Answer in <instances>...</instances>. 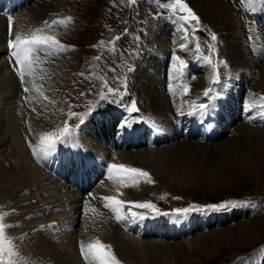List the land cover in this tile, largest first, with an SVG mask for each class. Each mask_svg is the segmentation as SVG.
I'll return each mask as SVG.
<instances>
[{
  "label": "bare ground",
  "instance_id": "obj_1",
  "mask_svg": "<svg viewBox=\"0 0 264 264\" xmlns=\"http://www.w3.org/2000/svg\"><path fill=\"white\" fill-rule=\"evenodd\" d=\"M191 1L211 26L220 29L224 55L230 60L228 68H221L219 81L210 89L209 94H204L209 87L206 88V83L213 82L217 73L214 76L202 73L201 62L195 58L192 66L196 68L197 76L190 73L188 76L187 70H183L184 76L178 70V75L175 71L177 61L175 63L173 60L174 50L189 47L190 29L177 20L163 19V24L152 31L154 37H159L161 49L154 48V51L147 52L139 62L143 83L139 89L146 108L140 106L136 117L123 121L117 112H111L104 105L87 117V122L77 130L75 128L67 142L57 143L55 149L47 154L39 151L41 134L62 128L66 118L68 121L71 119L70 123L75 126L80 124V120L70 115L66 97L55 96L53 93L45 95L46 88L42 85L33 88L32 94L30 91L24 92L27 97H22L26 99L19 103L22 89L17 72L20 65L7 52L10 40L4 38L7 25L5 17L0 14V202L4 207L2 214L8 215L13 234L20 238L29 255L28 264H95L94 261L85 262L80 252V242L88 243L96 239L111 245V251L120 264H153L150 262V253H155L157 249L154 247L158 245L163 247L167 257L177 258L178 253L176 256L173 254L183 250V241L186 239L173 240L172 244H168L170 240L167 239L148 242L150 239L138 237L135 229L129 228L130 225L126 223L131 212L135 211L133 207L125 204L120 208V214L124 216L122 220L116 219L117 213L112 208L105 207L108 201L102 199L104 196L136 201L141 189L147 190L146 185L150 183L144 177L136 178L138 183L131 177H125L123 181L109 179V165L130 166L135 163L150 167L148 160L145 163L135 161V154L139 151L133 152L132 148L140 147L148 156L154 151H164L167 164L161 168H164L163 172L170 180L173 174L178 175L179 180L189 179L194 172L202 170L201 165L192 162L190 158L198 159L211 149L208 146L217 148L220 141L227 139L221 135L224 128L236 130L239 126L237 122H241L240 131H243L245 143L253 136L252 132L262 131L263 134L257 135L264 136V100L261 99L264 97V59L259 60V55L257 58L250 56L251 47L259 46L264 52V44L250 40L252 34L243 25L244 14L234 7L237 0ZM240 1V8L244 6L258 15L259 22H253L264 33V4L253 0L249 6V0ZM47 2L32 1L28 13L20 16L21 22L32 23L33 19L38 22V18L46 14ZM167 20L170 25L166 24ZM11 33L12 36L18 35L16 29H12ZM171 37L175 39L172 41ZM56 49L52 48V51ZM24 71V78L30 81L27 76L31 70L25 66ZM200 71L203 75H199ZM222 72H226L225 76L233 80L224 79ZM241 86L248 87L242 89V97L238 95V87ZM201 104L208 105L204 114L193 111L199 109ZM74 125L70 127L74 128ZM180 128L182 133L179 132ZM97 129L105 138L102 144L95 138ZM215 130L217 135L210 134ZM155 134L159 137L154 142ZM199 138L207 141H200ZM235 138L239 141L240 135ZM228 139L235 141L234 137ZM228 143L226 147L220 143L217 151L222 150L221 153L229 156L230 152L223 149L234 150L231 148L236 143L232 140H228ZM155 144L164 146L153 149ZM86 148L89 150L86 151ZM259 148L258 152L264 156V149ZM55 156L58 165L51 167L49 161ZM111 156L116 160L115 163H110ZM234 156L236 159L243 157L239 149L234 150ZM179 157L184 161L180 165L177 163ZM70 168L78 171L79 180L69 179L66 173ZM130 181L138 190L131 192L133 187ZM81 202L87 203L84 210ZM154 220L173 222L172 218L162 215L156 216ZM155 228L153 234H167L161 225ZM188 230L191 228L187 225L182 233ZM192 242L193 239H187L185 244L190 246ZM19 259L16 257V261L20 262Z\"/></svg>",
  "mask_w": 264,
  "mask_h": 264
},
{
  "label": "rangeland",
  "instance_id": "obj_2",
  "mask_svg": "<svg viewBox=\"0 0 264 264\" xmlns=\"http://www.w3.org/2000/svg\"><path fill=\"white\" fill-rule=\"evenodd\" d=\"M38 1L42 2V0ZM21 2L24 3L25 0H21ZM184 2L199 17L198 23L180 20L179 17L186 15V12H181L178 9L173 12L171 8L160 7L163 4L174 3V0H135V3H132L131 0H48L45 5L47 11L43 18H38V22L33 19L35 24L28 23L29 21L23 22L21 27L28 36L40 28L42 29L41 35L54 36L65 47L57 48L54 50L55 53L51 54L40 48L32 54L30 72L33 71L35 86L45 87L47 90H44L45 95L53 93L55 96L66 97L70 113L87 114L82 115L84 121L104 105L108 106L109 110L117 109L126 119L137 116V111L132 110V103L134 99L136 104L140 102V99L144 100L139 89L141 87L136 85L139 83L137 75L140 72L139 62L145 58L147 52L154 51L156 48L161 49L159 37H154L155 34L152 31L163 24L161 22L163 18L180 20L190 29V50L189 47L184 49L185 51L189 50L188 52L183 51L182 48L174 50L173 60L175 63L177 61V68L186 70L190 67V72L196 71L195 68H191L190 60H188L192 54L202 58L201 65L205 68L204 72L216 75L221 72L225 62L229 61L224 55V43L220 29L211 26L191 0H184ZM242 12L246 14L245 11ZM68 17H71V20H67ZM54 20H64L66 23L52 24ZM44 21H47L50 27L45 26ZM167 22L166 24L170 25V21L167 20ZM28 24L31 26L29 27ZM213 35L216 37L215 40L212 39ZM166 43L168 44L167 41ZM234 50L236 49L234 48ZM205 57L209 58L210 63ZM157 59L158 56L155 60ZM181 61L183 65H181ZM213 65H216V69ZM181 71L183 72V70ZM196 72L190 74L197 76ZM222 73L224 79L231 78L225 76L226 72ZM177 74L180 75L179 72ZM182 74L184 76V72ZM186 74L189 76L188 72ZM199 75H203L201 71ZM126 79L132 84L127 83ZM215 83L217 82L214 80L206 83V88L208 85V90L214 88ZM23 88L21 87L19 103L21 100L25 101L26 98L22 97H27ZM109 88L118 91L109 92ZM243 88L248 89L245 86L238 87V95L241 97ZM235 93L237 94V92ZM244 93L247 94V92ZM102 95L106 99H101ZM45 104L47 105V102ZM23 109L26 110L24 106ZM70 120L65 119L68 123ZM237 124L239 126L236 130L234 128L222 130V138L227 139L220 141L217 148L208 146L211 149L204 155L201 154L198 159L190 158L192 162L201 165L202 170L194 172L189 179L179 180L178 175L173 174V176L171 175L172 180H170L169 176L163 172L164 168H161L163 164H167L164 151H154L151 156H148L147 153H143L144 151L140 147L131 150L139 151L135 154V161L145 163L148 160L147 164L150 167L135 163H131L130 167L148 172L152 181L146 185L147 190L141 189L139 198L134 196L136 201L140 202L141 198L143 201H150L165 210L164 213L169 214H176V211H171L176 209L190 207L199 209L207 205H219L229 201L239 202L236 205L215 210L192 211L195 215V223L198 225L196 230L193 232L192 229L188 230L183 236L180 234L174 236L175 231H171L170 237L161 236L170 242L177 239H193L192 244L188 246L184 240L183 250L176 251L173 255L176 256L178 253V256L175 258L167 257L163 247L155 243L158 245L154 247L157 251L154 253L150 250L152 258L150 262L153 264H264V247H262L264 246V156L258 152L259 147L264 149V136L257 135V133L263 134L262 131L252 132L253 136H250L245 143L243 131H240L241 122H237ZM93 125L92 123L91 127L95 128ZM239 135L240 140L238 141L235 137ZM259 136H261L260 139H258ZM232 137L235 141L228 139ZM101 139L104 141L102 137ZM228 140L236 143L231 149H239L243 155L242 159L235 158L234 150L222 148L225 152H230L229 156L221 153L222 150L217 151L221 144L226 147L229 144ZM98 143L102 144L100 141ZM86 149V151L89 150ZM55 159L57 160L56 156L53 157V160ZM181 159V157L178 158V165L184 162ZM109 161L115 163L116 160L111 156ZM53 165L57 166L58 162L55 161ZM146 182L148 183V179ZM129 183L133 187L131 192L134 189L138 190L131 184V181ZM3 209V204L0 202V214ZM133 209L139 216L128 217L126 222L132 224L133 221H136L137 233L138 235L141 233L143 236L140 235V238L150 239L151 241L148 240V242L165 240L152 235L155 228L153 222L156 218H150L154 216L153 209L137 207H133ZM221 209L223 211L230 209L232 214L229 217H223L218 213ZM163 217L169 216L163 215ZM172 217H175L176 220L181 218V216ZM181 220L184 219L181 218ZM3 222L10 225L8 215H4ZM174 223L177 225V222ZM151 226H153L151 234L148 231L141 232L143 227ZM10 230V227L6 229V236L12 241L14 253L19 256L21 263L28 264V253L23 248L20 238ZM155 230L157 229L155 228ZM14 231L16 230L14 229ZM165 231L167 232V230ZM155 235L158 234L155 233ZM170 242L168 244H172ZM181 253L182 255H180Z\"/></svg>",
  "mask_w": 264,
  "mask_h": 264
},
{
  "label": "snow or ice",
  "instance_id": "obj_3",
  "mask_svg": "<svg viewBox=\"0 0 264 264\" xmlns=\"http://www.w3.org/2000/svg\"><path fill=\"white\" fill-rule=\"evenodd\" d=\"M132 3H135V0H131ZM253 0H249V6H251ZM255 3L258 4H264V0H255ZM160 7H163L165 9L171 8L173 12L177 11V9L181 12H186L187 14L184 16L179 17L182 21H196L199 22V17L196 16V14L192 11L190 7L184 2V0H174V3L171 4H163L160 5ZM252 11H255V8H252ZM67 20H71V17H68ZM45 26H49L47 21L43 22ZM65 24L66 21L60 20V21H52V24ZM42 29L37 28L30 36L21 37L20 35H16L14 40L9 41V47L14 49L12 52V56L15 57L16 63L20 65V68L18 69V74L23 79L25 75L24 68L27 66L29 70L31 69V56L35 51H38L42 46H47L49 48H60L63 49L65 46L61 45L58 40L54 36H48V35H41ZM116 39H119V37H116ZM212 39L215 40V35L212 36ZM101 43H103L101 41ZM178 59V58H177ZM205 59L210 63V60L208 57H205ZM223 63V61H221ZM181 65H183V62L181 61ZM175 67V65H173ZM215 68L216 65H213ZM218 76L217 73L216 78H214V82H218ZM126 87V85H125ZM25 92L28 91V88L24 89ZM109 92H115L118 90H114L112 88L108 89ZM211 90H206L205 95L207 96ZM101 99H106L105 96H101ZM264 100V97L261 98ZM248 107H253V105H248ZM208 105L201 104L199 106V109H193V111H199L200 114H204V112L207 110ZM132 110L139 111V109L136 108L135 102L132 104ZM71 116H75L80 119V124L76 125V128L80 127L81 124L84 123V120L82 118V115L87 114H78V113H71ZM75 129L71 128L67 121L64 122V126L62 128H59L55 132H47L43 133L40 136L39 140V151L41 153L47 154L48 152L55 149V146L57 143H64L69 140L70 137L73 136ZM34 154L36 152V149L33 150ZM109 179L113 180H121L125 177H131L133 178L134 182L138 183L139 177H144L148 179V182H152L150 175L148 172L140 169V168H134L126 165H109ZM114 173V174H113ZM105 201H108V203L105 204V207L112 208L113 211L117 213L116 219L122 220L124 219V216L120 214V208L127 204L131 207H137V208H149L156 210V206L152 204L150 201H123L119 200L116 197L113 196H104L102 198ZM239 202L236 201H229L225 202L219 205H207L204 208H185V209H176L175 211L177 213L180 212H191V211H203L207 209L215 210L219 208H225L230 205H236ZM131 207L129 208V211H131ZM4 215L6 214H0V264H15V262L12 260V257L16 255L13 251V244L10 238L6 236V229L11 227V225H8L3 222ZM131 215L136 218L139 216L136 212H131ZM143 218V217H140ZM264 247V246H262ZM80 252L85 260V262L94 261L95 264H120V261L117 259L115 254L111 251V245H105L103 244L99 239L90 241L88 243H85L83 241L80 242ZM5 253H7V259H5Z\"/></svg>",
  "mask_w": 264,
  "mask_h": 264
}]
</instances>
